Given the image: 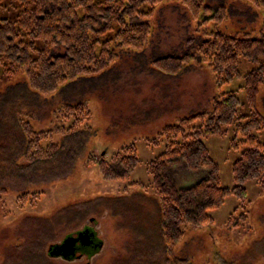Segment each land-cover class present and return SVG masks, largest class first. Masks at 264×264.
I'll return each mask as SVG.
<instances>
[{"label":"rangeland","instance_id":"rangeland-1","mask_svg":"<svg viewBox=\"0 0 264 264\" xmlns=\"http://www.w3.org/2000/svg\"><path fill=\"white\" fill-rule=\"evenodd\" d=\"M11 0L0 3V18H14ZM205 14L191 20L178 4L164 1L150 20L144 51L118 50L115 61L100 74L82 76L51 96H39L22 75L10 80L0 72V264H264V192L245 184L243 207L233 196L212 212L210 225L186 229L171 252L161 237V211L147 167L165 151L157 141L163 128L180 119L210 111L216 97L214 80L196 59L205 34L263 39L264 8L246 0H204ZM59 55L60 48L52 50ZM191 59L177 76L158 72L153 62L165 57ZM259 63L239 60L243 77ZM235 93L245 110L242 79L222 89ZM85 104L91 120L78 135L66 132L65 105ZM257 111L264 119V85ZM48 134L59 150L49 161L29 163L26 130ZM264 142V131L255 134ZM232 129L225 136L202 141L217 164L221 187L232 189V166L244 151L232 149ZM133 145L138 165L122 182L106 181L99 172L122 149ZM165 174L178 189H187L207 175L189 171L184 163ZM82 229L96 235L97 250L80 248L83 257L68 261L50 257L49 249L74 238Z\"/></svg>","mask_w":264,"mask_h":264},{"label":"trees","instance_id":"trees-1","mask_svg":"<svg viewBox=\"0 0 264 264\" xmlns=\"http://www.w3.org/2000/svg\"><path fill=\"white\" fill-rule=\"evenodd\" d=\"M4 0H0V3ZM164 1L178 4L191 20H201L204 0H11L16 17L0 18V72L8 80L22 75L28 88L39 96H51L69 82L82 76L105 71L115 61L118 50L142 52L151 35L150 20ZM264 8V0H246ZM264 35V28L262 31ZM196 50L197 61L211 73L216 88L212 109L180 119L163 128L157 141L165 142V151L147 167L161 211V237L171 252L186 236V229L211 224V213L233 196L243 207L241 219H247L245 184L255 183L264 192V142L255 135L264 131V119L257 111L259 89L264 85V64L241 76L239 60L259 63L264 59L263 39L228 36L218 31L205 34ZM64 49L59 55L52 50ZM192 58L165 57L153 67L168 76H177ZM242 79L245 110L235 93H222L223 87ZM72 126L54 135H78L91 120L85 104L65 105L60 112ZM233 130L232 149L244 148L232 166V189L222 188L217 164L210 158L202 139L225 136ZM29 163L49 161L59 150L44 132L26 130ZM133 145L122 149L110 161H101L99 172L106 181L127 180L138 165ZM184 163L193 172L206 170L201 181L187 189H178L165 174L171 165Z\"/></svg>","mask_w":264,"mask_h":264},{"label":"water","instance_id":"water-1","mask_svg":"<svg viewBox=\"0 0 264 264\" xmlns=\"http://www.w3.org/2000/svg\"><path fill=\"white\" fill-rule=\"evenodd\" d=\"M92 237V235H91ZM87 233L79 234L77 238H70L65 240L60 247H50L49 256L50 257H60L63 259L72 258L74 256L73 248L77 243H80L82 247H88L92 244L91 238ZM84 239L88 242H84ZM98 248V247H97ZM69 261V260H68Z\"/></svg>","mask_w":264,"mask_h":264},{"label":"flooded vegetation","instance_id":"flooded-vegetation-1","mask_svg":"<svg viewBox=\"0 0 264 264\" xmlns=\"http://www.w3.org/2000/svg\"><path fill=\"white\" fill-rule=\"evenodd\" d=\"M83 233H87L88 235H90V237H91V235H92V237L89 239L90 241H92V244H91L90 246H88V247H85V248H91V249H95V250H97L98 248H101V247H102V245L96 243V241H95V240H96V235H95V233L91 232L89 229H82V230L77 234V236H78L79 234H83ZM77 236L74 237V238H77ZM84 242H88V241L84 239ZM62 243H63V242H61L60 244H57V245H53V246H51V247H60ZM97 247H98V248H97ZM80 248H84V247H82L80 243H77V244L75 245V247L73 248V250H74V256H73L72 258H68L67 260H69V261H74V260H77V259H80L81 257H83Z\"/></svg>","mask_w":264,"mask_h":264}]
</instances>
